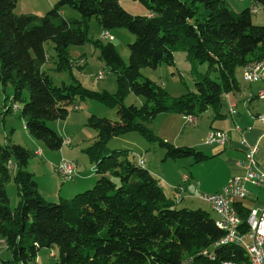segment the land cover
Instances as JSON below:
<instances>
[{"label":"trees","instance_id":"obj_1","mask_svg":"<svg viewBox=\"0 0 264 264\" xmlns=\"http://www.w3.org/2000/svg\"><path fill=\"white\" fill-rule=\"evenodd\" d=\"M137 1L144 15L129 14L118 0H59L45 16L36 17L16 15L17 0H0V84L13 86L14 106L23 104L30 136L47 150L60 151L64 140L48 122L66 120L80 98L116 108L119 116L117 122L95 115L88 119L97 138L84 153L98 179L93 188L71 199L44 200L26 170L32 153L17 144H0V240L11 253L1 264H36L40 250L54 247L59 251L55 264H250L240 245L214 249L225 232L210 213L178 208L149 170L131 160L130 151L111 150L110 144L135 132L159 143L165 159L203 162L207 157L202 152L166 143L147 125L161 114L198 118L211 109L219 115L225 97L239 91L237 71L264 64V26L252 22L250 8L237 13L226 0ZM254 1L264 8V0ZM65 7L77 11L81 20L64 18ZM93 18L101 32L126 29L135 36L128 65L112 42L88 38ZM47 43L53 44L57 72L68 73V83L56 85L44 71L50 56ZM87 43L117 75L114 94L88 90L74 78L70 48ZM175 51L185 52L195 77V92L178 98L141 75L144 68L173 66ZM205 64L208 69L202 73L198 67ZM130 94L144 98V104L125 106ZM12 179L19 196L14 211L5 189ZM236 208L240 232L247 233L251 210L242 204ZM211 247L214 262L201 256Z\"/></svg>","mask_w":264,"mask_h":264},{"label":"rangeland","instance_id":"obj_2","mask_svg":"<svg viewBox=\"0 0 264 264\" xmlns=\"http://www.w3.org/2000/svg\"><path fill=\"white\" fill-rule=\"evenodd\" d=\"M58 1L59 0H17L14 12L16 15H34L36 17H43L54 8ZM118 1L122 8L131 15L141 16L146 13L145 8L137 0ZM226 1L229 6L234 7V9L238 12H242L246 8H250L252 10L255 6L256 12H252V22L256 25L264 26V8L259 6L254 0ZM62 15L68 20H81L80 14L69 7H65L63 9ZM89 26L88 38L91 41L99 39L104 41V44L112 42L125 64L128 65L130 54L129 45L135 42V36L126 29H115L110 32V39H101V28L95 18L91 20ZM52 46V43L46 44V50L50 56L48 57L47 64L43 69L51 76L56 85H61L63 82L68 83L70 81L68 73L57 72L58 65L56 62V54ZM70 53L73 59L72 74L83 87L94 92L106 91L114 94L117 91V75L113 73L103 61L100 60L99 50H97L92 43H87L84 46H73L70 48ZM80 61H82V64H78ZM80 67L84 68L81 70L79 69ZM207 69L208 66L206 64L198 67V70L202 73L206 72ZM240 70L237 71L236 77L241 79L242 76L243 82L248 83L243 78V68ZM102 71L105 73V76L102 80H99L96 78L97 73ZM141 75L161 86L172 98H178L190 92H195V77L192 74V66L190 62H188L184 51L174 52L173 66L161 64L157 69L144 68L141 70ZM13 97V86L9 84L7 87H4L0 84V144L4 147L8 144H17L30 151L32 153V158L30 159L26 170L33 174L38 193L47 202H58L59 197L57 194L59 192L66 193L72 185V183L64 181V177L59 173L58 169V172L54 170V165L52 164L53 162L55 163L58 161L56 160L57 158L61 157V151L47 150L40 141L28 134L21 112L23 104L17 103L14 106ZM24 97L28 101L29 95L27 92L24 93ZM144 102V98L130 94L124 100V105L141 107ZM76 106H78L79 109L74 110V108L71 107L66 120L48 122V127L63 137L64 142L62 149L65 151L64 159L71 162H77L79 167H77V172L79 171L83 174L89 172L90 174L97 175L95 172L96 170L92 171V173L90 172L91 162H89L87 155L84 153V149L92 145L97 138V132L87 126V120L89 116L95 115L99 118H105L112 122H117L119 121L117 109L109 108L97 101H82L81 98L77 99ZM11 107L13 108L9 111ZM209 115L210 112L208 114L200 115L197 118L198 124L196 126H189L187 125V119L185 116L176 114H161L147 126L154 132L156 137H159L162 141L167 139L168 141H164L166 143L174 145L172 142L174 141L176 142V145H178L177 147H184L185 145L190 146L192 144H198L201 138L208 134ZM39 147L44 151L45 160L42 156H38L36 154L33 155ZM110 149L130 151L131 160L133 162H137L140 158L145 160L146 169L149 171L150 169L153 170L155 162L158 163V161L160 159L162 160L165 156V150L160 147L159 143H150L135 132L127 133L123 136L115 138L110 144ZM200 150L204 153L207 152L204 147ZM82 152L84 154H82ZM81 155H84L82 159L79 158ZM53 156L54 158L50 159V157ZM184 161L189 164H182ZM168 163L173 164L165 166L167 171H172L175 175L174 167L181 165L180 167L183 168L184 166L188 172L191 168L190 164H193V160L192 158L174 162L169 160ZM197 169L198 168H196L195 171H197ZM207 169L208 168L201 171V179H205L208 176ZM12 170L14 172L16 168L12 167ZM172 180H175V177H173ZM75 181H79V179H76ZM216 183L217 181H203V187L205 186V188H207V186H211ZM5 189L10 200L9 207L12 211H14L19 203V196L17 186L13 179L6 183ZM86 191L87 189L77 192L73 194L72 197ZM201 192L205 194L204 191ZM176 198L177 195L174 199ZM181 198H183L182 195ZM206 205L207 204L204 203V205L202 204L198 207V209L200 208L214 217V214ZM10 258V251L7 249L5 242L0 240V264L2 261ZM58 259L59 251L57 247L52 249H42L38 252L36 264H55Z\"/></svg>","mask_w":264,"mask_h":264},{"label":"crops","instance_id":"obj_3","mask_svg":"<svg viewBox=\"0 0 264 264\" xmlns=\"http://www.w3.org/2000/svg\"><path fill=\"white\" fill-rule=\"evenodd\" d=\"M230 7L233 11L238 13V11L234 9V7ZM254 8L255 6L253 7V9ZM237 79L240 86L239 91L237 93L228 95V97L224 100L225 105L221 110V113L219 115H216L211 109L203 113L208 114L210 112L208 134L212 130L225 131L228 133L229 143L226 146L206 145L205 141L208 136V134H206L203 138H201L198 144L191 143L192 145L190 146H184L195 148L207 157L203 162L198 164L194 163V160L192 159L193 164H190L191 168L190 170H188V172L186 171V168H184V166L183 168H181V165H178V167H174L175 175L172 171L168 172L165 166H169L173 163H168L170 159H165V156L162 160L160 159L161 161L159 160L158 163L155 162L153 170L150 169L149 171L156 179H158L159 185L162 187L163 191L165 190V195L171 200L176 197L178 188L182 186L184 187V193L182 194L183 198H181V195H177V197H180V203L177 204L178 208L198 210V207L206 203V206L214 214V217L210 214L211 217L215 220H217L218 218L217 215L213 212L211 206L207 202L200 199V196L205 194L219 193L231 179L235 177L245 176L247 170L245 167V148L241 144L242 136L249 144L258 146L259 152L256 156V159L258 167L262 171H264V122L259 121L257 118L259 115L264 114V100H257L255 98L256 94L264 89V78L258 83H245L242 80V76L241 79ZM231 105H235L236 114L232 115L230 113ZM196 121L197 122L195 125L189 126H196L198 124L197 118ZM236 126L240 127V133L236 131ZM165 140L168 141L167 139ZM172 142L174 143V146H178L176 145V142ZM202 147H204L207 152L204 153L202 150H200ZM60 151L61 157L56 159L58 160L57 162L52 163L56 172H58V163L61 159L65 158L64 149ZM34 154L42 156V158L45 160L44 151L42 148L39 147L38 150L34 152ZM82 154L84 153L82 152ZM83 156L84 155H81V157L79 158L82 159ZM53 158L54 156L50 157V159ZM140 159L137 160V163L141 161ZM75 163L78 167L77 162ZM182 164L189 163L184 161ZM90 165V172L92 173V171L95 170V166L93 164ZM144 167L146 168V161ZM196 168H198L197 171H195ZM206 168H208V176L205 179H201V171L206 170ZM173 177H175V180H172ZM75 178L79 179V181H75L76 179H74V181L70 182L72 183V185L69 187L66 193L59 192L57 194L59 200L71 199L70 197H72L73 194L86 189H91L96 184L98 176L90 174L89 172L83 174L78 171ZM185 178H187L186 182H184ZM208 180L217 181V183L211 186H207V188H205V186L203 187V181ZM247 188L248 195L246 199L242 202H238L237 205L242 204L250 210L262 209L264 207V187L256 188L254 186L247 185ZM201 191H204L205 194H203ZM204 209L206 210L205 207Z\"/></svg>","mask_w":264,"mask_h":264},{"label":"built area","instance_id":"obj_4","mask_svg":"<svg viewBox=\"0 0 264 264\" xmlns=\"http://www.w3.org/2000/svg\"><path fill=\"white\" fill-rule=\"evenodd\" d=\"M101 39H110L109 32H101ZM82 64V61L78 62ZM243 78L248 83H258L264 78V70L247 71L242 70ZM104 72L97 73V79L102 80ZM255 98L257 100L264 99V89L259 91ZM79 107L77 106V110ZM230 113L236 114L235 105L230 106ZM258 120L264 122V114L259 115ZM188 125H195L196 119L186 117ZM237 132H241L240 127H235ZM229 143L228 133L221 130H212L205 141L206 145L226 146ZM241 144L245 148V167L246 174L243 177H235L219 192L215 194L201 195L200 199L207 202L213 212L217 215V222L225 227L226 235L239 236L250 244V251L256 255L255 264H264V207L262 209H252L247 218L249 231L247 233L240 232L242 220L237 211V203L242 202L248 195L247 185L256 188L264 187V171L258 167L256 156L259 152L257 145L249 144L242 136ZM142 165H145V160L140 159ZM57 168L62 172L64 181L71 182L77 176V165L74 162L62 159ZM187 178L184 179V182ZM184 193V187L178 188L177 195ZM202 257L214 258L212 247L202 252Z\"/></svg>","mask_w":264,"mask_h":264},{"label":"bare ground","instance_id":"obj_5","mask_svg":"<svg viewBox=\"0 0 264 264\" xmlns=\"http://www.w3.org/2000/svg\"><path fill=\"white\" fill-rule=\"evenodd\" d=\"M244 1V0H242ZM254 12H256V8H254L253 10ZM262 63V62H261ZM261 63H255L252 65H249L247 67H245L243 70H247V71H257V70H264V64ZM103 72V71H102ZM105 76V75H104ZM103 76V78H104ZM228 96H226L225 98H227ZM264 100V99H263ZM74 110H77V107H74ZM191 119H196L195 117H190ZM140 166L144 167V165H142V162H139ZM59 173L63 176L62 172L59 170V168H57ZM64 177V176H63ZM176 203L179 204L180 203V197L176 198ZM217 226L218 228L225 232V227L221 226L218 222H217ZM229 244H237L242 246L243 249H245L247 255H248V259L250 264H255L256 263V255H254L253 253H251L250 251V244L245 241V239L236 236V235H226L219 243H217L214 247V249H217L220 246H225V245H229ZM205 252V251H204ZM214 253V252H213ZM216 256H214V258H207L209 261L214 262ZM185 264H194L191 260H189L188 262H186ZM197 264V263H196ZM224 264H235L232 262H225Z\"/></svg>","mask_w":264,"mask_h":264}]
</instances>
